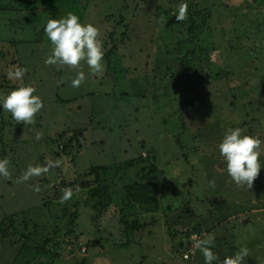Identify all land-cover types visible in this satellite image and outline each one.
Listing matches in <instances>:
<instances>
[{"label": "rangeland", "instance_id": "374dc122", "mask_svg": "<svg viewBox=\"0 0 264 264\" xmlns=\"http://www.w3.org/2000/svg\"><path fill=\"white\" fill-rule=\"evenodd\" d=\"M148 1L0 0V95L20 83L7 78L18 65L26 69L23 83L44 103L27 126L0 105V159L10 160L12 174L10 180L0 176V264H15L17 247L10 236L2 239L12 226L19 234L39 230L38 237L57 231L58 256H46L42 264H205L193 238L208 234L215 236L213 264L240 247L249 250L244 264L264 261V217L252 212L264 199V144L251 189L231 180L216 148L228 128L264 141V0H185L214 13L200 42L218 51L206 57L203 69L195 67L194 87L209 96L197 107H186L193 93L174 61L186 52L177 53V42L189 35V23L175 19L180 0H154L151 7ZM68 12L94 24L103 41L104 72L93 75L82 61L86 79L78 88L71 84L77 70L44 63L51 49L46 22ZM131 160L144 163L125 167ZM29 164H49V171L15 182ZM93 166L114 170L98 176ZM141 166L156 169L143 177L154 184L150 194L156 198L129 207L122 191L141 184ZM69 187L73 196L61 203V189ZM91 190L99 197L90 198ZM98 201L109 206L95 210L91 204ZM75 212L73 232L66 235ZM127 213V221L137 223L134 231L123 223Z\"/></svg>", "mask_w": 264, "mask_h": 264}, {"label": "clouds", "instance_id": "9594fccd", "mask_svg": "<svg viewBox=\"0 0 264 264\" xmlns=\"http://www.w3.org/2000/svg\"><path fill=\"white\" fill-rule=\"evenodd\" d=\"M187 14L188 4L185 0H180L175 11L176 21L186 20ZM44 33L51 42L50 52L44 60L45 65H62L77 70L76 76L71 80L72 87H80L86 79L81 69L82 61L86 62L91 74L99 75L104 72L103 41L100 39V30L94 24L81 23L77 14L68 12L60 19H48ZM25 72L26 69L18 65L8 69L7 78L20 83L7 95H0V105L4 112L11 114L17 124L23 123L27 126L35 124V117L43 109L44 103L39 95H34L36 89L31 84L23 83ZM35 139L37 141L41 139L40 133H36ZM262 143L264 141H261L258 136L245 134L241 128L236 127L228 128L223 139L217 144L216 148L225 162L227 175L238 187L253 188L262 168L259 151ZM9 164L10 160L7 157L0 159V176L6 180L12 179ZM59 164V160L55 162L56 166ZM48 171L47 164L43 166L29 164L15 182L23 183L32 177L44 175ZM209 184L215 187V180H211ZM32 187L34 191H40L38 185ZM76 191H79V186ZM61 192V203L67 202L73 196V189L70 187L62 188ZM193 243L194 247L202 253L205 264H213L218 260L212 250L215 243L214 235L208 234L203 239L194 237ZM248 256V248L240 247L234 255L226 256L220 264H244ZM257 264H264V261L257 258Z\"/></svg>", "mask_w": 264, "mask_h": 264}, {"label": "trees", "instance_id": "16d2710c", "mask_svg": "<svg viewBox=\"0 0 264 264\" xmlns=\"http://www.w3.org/2000/svg\"><path fill=\"white\" fill-rule=\"evenodd\" d=\"M194 3V2H192ZM192 3H187L188 4V14H187V19L184 21H187L189 23V35L184 38L181 39L177 42V53L182 52L183 50H186L185 54L183 56H177L175 55V62H177L178 66L180 67L178 71H183L185 72L184 75H186V77L184 78L183 83L185 84V86L187 87V90L191 91L193 93V95L190 97V99L187 102L186 107H197L199 104V102L201 103V100H204L205 98H209V96L205 93V92H199L197 91V89H195V85L193 84V82L196 80V75L197 72L195 71V67L196 66H200L201 69L204 68L205 65H207L208 63H210L209 61H207V56L212 55V56H216L215 54L213 55L214 51H218L217 48H215L213 46V44L211 45L210 43H208V47L204 46L205 48L202 47V43L200 42L201 40V36L202 34L208 29L209 24L214 20V16H213V11L211 10V8H206L205 10H198L196 8H198V6H196V4H192ZM183 22V21H181ZM186 46H188L187 48H185ZM117 50V45L113 46L112 49L110 50V54L114 53ZM192 57V58H190ZM219 58V57H218ZM191 59H194L191 60ZM190 60L192 63H195L194 65H191ZM215 61V60H214ZM171 72V70H169ZM173 77V76H172ZM173 79H177L176 77H173ZM202 89L204 91H206V88H204V86L202 87ZM195 93V94H194ZM234 94V93H232ZM224 97V96H223ZM235 99V97H234ZM235 105V104H234ZM236 106V105H235ZM186 126V124H185ZM251 132V131H250ZM63 135V134H62ZM249 135H253L252 132ZM64 136H62L61 138L63 139ZM73 139H71L69 142L66 141L65 142V146H64V150H67V147L70 148L72 146V144L70 145L69 143H71ZM264 140V138L262 139ZM264 144V143H262ZM186 161H190L189 156L185 155L184 156ZM149 163L148 160H144ZM139 164H142L144 162H138ZM137 161L136 160H131L127 163V165L125 167H128L129 169L131 167H135L137 166ZM113 166H93L90 170L92 173L101 176V175H106L108 173H111L114 169L112 168ZM141 174H140V182H136L134 183V185H130L125 187V189L122 191V195L124 193V191L127 192V194H124V201L128 203L129 207H132V204L135 203H139L140 205H147L148 203H152L154 202V199L156 198L153 194H150L154 184H145L144 182V176L145 175H153L154 173H156V169H149L147 170L146 167L141 166ZM147 172V173H146ZM86 185V184H85ZM81 188L84 187V185H79ZM135 190V192H134ZM100 191L96 190L93 191H89L88 194L90 196V198H98V194ZM143 192V193H142ZM141 193V195H140ZM147 194V195H146ZM150 194V195H149ZM145 195V197H144ZM106 201V200H104ZM104 201H98V202H94L93 204V208L95 210L98 211H103L105 207L109 206V201L107 204L104 203ZM156 203V207H157ZM104 206V207H103ZM103 207V208H102ZM146 207V206H145ZM155 207V208H156ZM262 208V206H258L256 205L254 209H260ZM147 208V207H146ZM261 214H264L262 212H259ZM130 213H127L124 215L123 218V223L126 225V229L127 230H132L134 231L136 224L134 222H128L127 221V217L130 216ZM253 215L255 217H264L263 215H258L257 213H253ZM70 217V216H69ZM237 218V217H236ZM78 219V213L75 212L71 215V218L68 222V232L66 233V235L68 234H72L73 232V227L75 226V223ZM238 219V218H237ZM226 220V219H224ZM224 220L220 221L225 222ZM136 221V220H135ZM251 221H247L245 223H250ZM13 223L10 225L12 226ZM42 229V228H41ZM197 229V228H196ZM8 230V229H7ZM10 233L7 234L5 233V236H2V239H7L8 236H10L11 240H10V245L13 246L14 248L17 247L16 253H15V264H18L17 262H21L23 261L24 264H32V263H36V264H42L41 260L43 258H45L46 256H50L52 259H55L58 254L54 253V250L56 249V245L58 244H54L56 242V235H59L58 233H56L57 231L55 230L53 232V234L51 236L49 235H41V236H37V234L40 233V231H36L34 230L32 233L27 232V233H23V234H19V232L17 230H15V228L9 227ZM24 231L26 229H23ZM30 235H35V237H31ZM69 235V236H70ZM248 239H251L248 238ZM247 242V239L245 240V243ZM244 243V242H243ZM53 244V249H51L49 246ZM264 248V246H263ZM29 257V259H27ZM52 264V263H49ZM80 264H85V260H82Z\"/></svg>", "mask_w": 264, "mask_h": 264}, {"label": "crops", "instance_id": "0c3cea01", "mask_svg": "<svg viewBox=\"0 0 264 264\" xmlns=\"http://www.w3.org/2000/svg\"><path fill=\"white\" fill-rule=\"evenodd\" d=\"M257 205L258 206H262V208H260V209H252V212L254 213H257L258 215H262L261 213H259V212H262V213H264V199H262V202H261V200H259V201H257ZM264 216V215H263ZM245 221L246 220H244V223H245Z\"/></svg>", "mask_w": 264, "mask_h": 264}, {"label": "water", "instance_id": "95a60500", "mask_svg": "<svg viewBox=\"0 0 264 264\" xmlns=\"http://www.w3.org/2000/svg\"><path fill=\"white\" fill-rule=\"evenodd\" d=\"M152 1H154V0H149V1H148V2H149V7H151V5H152ZM47 165L50 166L49 164H47ZM201 230H202L201 227H198V228H197V232H198V233H200Z\"/></svg>", "mask_w": 264, "mask_h": 264}, {"label": "flooded vegetation", "instance_id": "af4514ba", "mask_svg": "<svg viewBox=\"0 0 264 264\" xmlns=\"http://www.w3.org/2000/svg\"><path fill=\"white\" fill-rule=\"evenodd\" d=\"M154 2V1H153ZM153 4V3H152Z\"/></svg>", "mask_w": 264, "mask_h": 264}]
</instances>
